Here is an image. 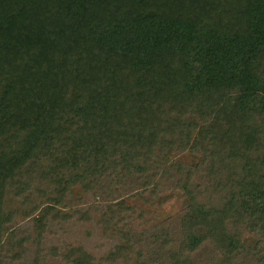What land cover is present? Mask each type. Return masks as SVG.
Masks as SVG:
<instances>
[{"label": "trees", "instance_id": "obj_1", "mask_svg": "<svg viewBox=\"0 0 264 264\" xmlns=\"http://www.w3.org/2000/svg\"><path fill=\"white\" fill-rule=\"evenodd\" d=\"M0 264H264V0H0Z\"/></svg>", "mask_w": 264, "mask_h": 264}, {"label": "rangeland", "instance_id": "obj_2", "mask_svg": "<svg viewBox=\"0 0 264 264\" xmlns=\"http://www.w3.org/2000/svg\"><path fill=\"white\" fill-rule=\"evenodd\" d=\"M175 196H172L167 202H162L158 207L154 208L156 215L160 219H165L170 216H173L178 209L180 208L181 200L175 199Z\"/></svg>", "mask_w": 264, "mask_h": 264}]
</instances>
